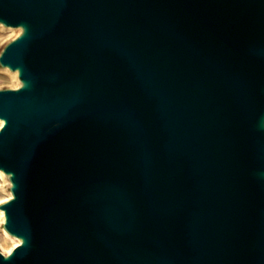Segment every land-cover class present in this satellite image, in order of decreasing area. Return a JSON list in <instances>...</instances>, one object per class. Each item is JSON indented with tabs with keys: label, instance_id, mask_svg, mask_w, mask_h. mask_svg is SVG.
<instances>
[{
	"label": "water",
	"instance_id": "1",
	"mask_svg": "<svg viewBox=\"0 0 264 264\" xmlns=\"http://www.w3.org/2000/svg\"><path fill=\"white\" fill-rule=\"evenodd\" d=\"M0 264H264V0H0Z\"/></svg>",
	"mask_w": 264,
	"mask_h": 264
},
{
	"label": "rangeland",
	"instance_id": "2",
	"mask_svg": "<svg viewBox=\"0 0 264 264\" xmlns=\"http://www.w3.org/2000/svg\"><path fill=\"white\" fill-rule=\"evenodd\" d=\"M6 29V28H4ZM12 33L7 32L0 28V53L3 50V48L15 37ZM15 80L12 79V77L8 74L2 75L0 74V89L2 88H13L14 87ZM2 191L3 195H6L8 192V186L4 185L2 182ZM13 241L11 239H6L5 235L2 233V226L0 225V250L6 254V252L13 248Z\"/></svg>",
	"mask_w": 264,
	"mask_h": 264
},
{
	"label": "bare ground",
	"instance_id": "3",
	"mask_svg": "<svg viewBox=\"0 0 264 264\" xmlns=\"http://www.w3.org/2000/svg\"><path fill=\"white\" fill-rule=\"evenodd\" d=\"M0 28L3 29V30H5V31H7V32L12 33L14 37H17L21 33V28L6 27V26H4L2 24H0ZM4 28H6V29H4ZM0 74H2V75L8 74V75H10L12 77L13 80H15V83H14V87L13 88H17L20 85V80L18 78V73L16 71H11L7 67H0ZM2 124H3V120L0 119V126ZM0 180L2 182H4L3 183L4 185H7V186L9 185L8 178H7V176L2 171H0ZM8 192L9 193H7L6 195H4L3 200H2L3 202L9 200V198L12 197L11 192L9 190H8ZM0 218H1L0 221H1V224H2L3 221H4V212L2 210H0ZM2 233L5 235L6 239H11L13 241V244H14L13 245V248L20 243V240L19 239H17L15 237L11 236L10 234H8L3 227H2ZM13 248L9 249L6 252V254L9 253V252H11V250Z\"/></svg>",
	"mask_w": 264,
	"mask_h": 264
},
{
	"label": "crops",
	"instance_id": "4",
	"mask_svg": "<svg viewBox=\"0 0 264 264\" xmlns=\"http://www.w3.org/2000/svg\"><path fill=\"white\" fill-rule=\"evenodd\" d=\"M4 193H3V191H2V183H1V180H0V204L3 202L2 200H3V197H4V195H3ZM0 220H1V218H0ZM0 225H1V221H0Z\"/></svg>",
	"mask_w": 264,
	"mask_h": 264
}]
</instances>
